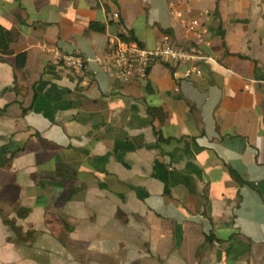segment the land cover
<instances>
[{"label":"crops","instance_id":"crops-1","mask_svg":"<svg viewBox=\"0 0 264 264\" xmlns=\"http://www.w3.org/2000/svg\"><path fill=\"white\" fill-rule=\"evenodd\" d=\"M0 27V264H264V0H0ZM120 40L191 58L125 84Z\"/></svg>","mask_w":264,"mask_h":264},{"label":"built area","instance_id":"built-area-1","mask_svg":"<svg viewBox=\"0 0 264 264\" xmlns=\"http://www.w3.org/2000/svg\"><path fill=\"white\" fill-rule=\"evenodd\" d=\"M176 14V13H175ZM188 34L197 44L205 42V30L198 21L186 24ZM191 57L180 47L172 43H165L157 50H149L136 41H118L111 46L106 54L98 59L105 73L111 78L120 80L125 84L146 81L155 63H163L179 68ZM58 60L69 70L82 74L87 69V61L76 55H59ZM193 71L184 73V78L192 77ZM179 79V72L173 73ZM176 91H179L176 89Z\"/></svg>","mask_w":264,"mask_h":264},{"label":"trees","instance_id":"trees-1","mask_svg":"<svg viewBox=\"0 0 264 264\" xmlns=\"http://www.w3.org/2000/svg\"><path fill=\"white\" fill-rule=\"evenodd\" d=\"M92 31H104V28L101 26H98L96 24L91 25ZM14 41V37L10 32L5 30L4 28L0 27V52L1 53H8L9 52V46ZM25 64V55H21L18 57V66L22 67ZM231 174L237 180L241 185H244L245 182L240 177V175L231 169Z\"/></svg>","mask_w":264,"mask_h":264}]
</instances>
